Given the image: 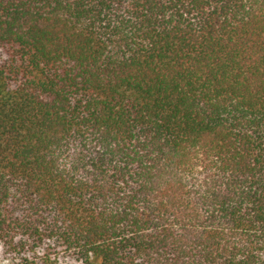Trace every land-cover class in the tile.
<instances>
[{
  "label": "trees",
  "instance_id": "obj_1",
  "mask_svg": "<svg viewBox=\"0 0 264 264\" xmlns=\"http://www.w3.org/2000/svg\"><path fill=\"white\" fill-rule=\"evenodd\" d=\"M11 264H264V0H0Z\"/></svg>",
  "mask_w": 264,
  "mask_h": 264
},
{
  "label": "rangeland",
  "instance_id": "obj_2",
  "mask_svg": "<svg viewBox=\"0 0 264 264\" xmlns=\"http://www.w3.org/2000/svg\"><path fill=\"white\" fill-rule=\"evenodd\" d=\"M13 262V260L9 257V259L7 260V257H5L0 250V264H11Z\"/></svg>",
  "mask_w": 264,
  "mask_h": 264
}]
</instances>
